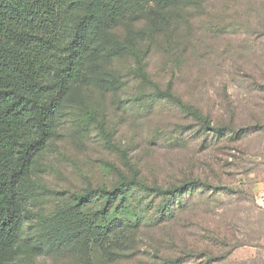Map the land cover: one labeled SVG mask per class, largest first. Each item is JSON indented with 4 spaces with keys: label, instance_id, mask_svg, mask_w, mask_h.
Here are the masks:
<instances>
[{
    "label": "rangeland",
    "instance_id": "obj_1",
    "mask_svg": "<svg viewBox=\"0 0 264 264\" xmlns=\"http://www.w3.org/2000/svg\"><path fill=\"white\" fill-rule=\"evenodd\" d=\"M175 1L145 2L100 38L91 81L32 161L11 264H264V0ZM120 175L148 188L114 211L110 253L35 248L42 217ZM179 185L176 199L154 190Z\"/></svg>",
    "mask_w": 264,
    "mask_h": 264
},
{
    "label": "trees",
    "instance_id": "obj_2",
    "mask_svg": "<svg viewBox=\"0 0 264 264\" xmlns=\"http://www.w3.org/2000/svg\"><path fill=\"white\" fill-rule=\"evenodd\" d=\"M145 2L176 3L0 0V264H11L20 252L21 230L31 215L25 203L35 192L31 164L54 135L58 112L76 88L91 81L97 43L108 27L141 10ZM181 106L209 125L198 108ZM133 187L148 188L140 180L120 175L110 188L77 193L74 202L42 217L35 248L56 251L76 243L87 248L99 244L107 255L106 241H112L107 235L117 223L114 211L126 203ZM154 190L176 199L186 186ZM93 197L100 200V207L84 212Z\"/></svg>",
    "mask_w": 264,
    "mask_h": 264
},
{
    "label": "built area",
    "instance_id": "obj_3",
    "mask_svg": "<svg viewBox=\"0 0 264 264\" xmlns=\"http://www.w3.org/2000/svg\"><path fill=\"white\" fill-rule=\"evenodd\" d=\"M262 207L264 208V202H263V204H262Z\"/></svg>",
    "mask_w": 264,
    "mask_h": 264
}]
</instances>
